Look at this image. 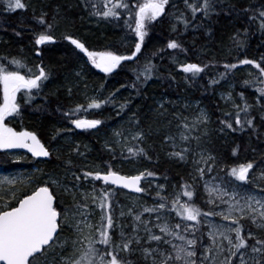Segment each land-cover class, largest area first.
I'll use <instances>...</instances> for the list:
<instances>
[{"label": "snow or ice", "instance_id": "6c2138e0", "mask_svg": "<svg viewBox=\"0 0 264 264\" xmlns=\"http://www.w3.org/2000/svg\"><path fill=\"white\" fill-rule=\"evenodd\" d=\"M86 7L93 11L89 12L91 16L103 17L104 19H120L124 13H127L132 19H126L125 25L134 33L136 42L134 51L130 55L117 54L112 50L94 51L86 47L80 39L73 37L71 34L64 36L79 53L87 57L84 65L91 64L92 67L99 69L101 72L108 74L121 65L122 61H130L137 57L142 51L145 37L148 35L150 27L154 22H162L164 16H168L170 30L177 31V24H182L184 30L193 28V30L204 29L205 34L211 32L209 23L212 22L213 16L217 18L223 13L226 16L253 11L252 7L237 8L236 3L232 0H183L185 7L191 12V20L188 19L184 12H168L166 6L175 9L176 5L171 4L170 0H97L92 3L91 0H81ZM101 3L103 7L101 8ZM4 10L12 12L17 9H25L27 5L22 0H0ZM70 7V6H69ZM59 8V6H57ZM122 10V11H121ZM200 13V16H197ZM59 13L53 15V21L57 20ZM48 13L43 9L40 15H33V19L39 25H47V29L38 34H34V44L36 46L51 42L54 40L53 35L48 30L53 28V23L47 19ZM250 21L259 19L260 29L264 32V7L258 14L248 17ZM134 19V27L132 20ZM199 23H193L194 21ZM172 21H175L173 23ZM248 28L244 29V33ZM17 36L21 32H16ZM240 30L232 35L237 49L244 46V41L240 39ZM167 49L187 51L178 39H169L166 44ZM37 56L41 55L37 51ZM156 53L154 52L153 55ZM7 60V57L0 58ZM264 61V56L261 57ZM175 63V60L173 61ZM14 68H9L6 64L0 62V89H2V102H0V149L23 148L27 149L33 157H49L50 150L41 143L37 135L31 131H16L13 127L8 126L6 118L13 114L20 115L22 105L17 100V93L24 90L22 97L25 105H31L36 96H39L44 88V82L49 80L52 71L49 68L36 65L38 72H33L24 58L12 57L9 60ZM238 65H252L259 69V76L264 77V67L254 59H239L236 63H225L223 65L225 72L220 73L223 79L227 72L237 69ZM208 65L198 63H180L179 68L185 74L186 80H192L199 76ZM151 61L148 60L141 72L137 74V81L140 76H144L141 83H146L151 79L153 69ZM20 69H25L22 73ZM135 71V69L133 70ZM83 67L74 70L75 77H81ZM249 75H253L249 73ZM174 80L175 77H172ZM257 77L253 76V80ZM253 81L245 80V85H251ZM264 83V81H259ZM219 80L212 79L209 84H218ZM135 86V85H134ZM121 87H124L121 85ZM33 90L35 92L33 93ZM260 94L257 103L264 108V87L256 88ZM69 95L72 88L68 87ZM53 95L55 93H52ZM243 105L235 103L231 93L222 96L223 99L231 101L235 112V126L232 123V114L225 113L226 119L220 121L222 127L220 132L225 130L236 132L245 131L246 128L252 130V134L257 133V125L250 114V109L254 106L249 104L244 93H239ZM47 101V96L44 97ZM115 101V94L109 95L103 99L99 97L87 98L88 109H100L102 105ZM130 101L125 100L119 104L117 115L123 111ZM174 103V102H173ZM160 108H163L161 103ZM35 111L44 110V105H38ZM59 111V107L57 108ZM84 110V105L77 104L74 109L64 111L66 118H71L76 112ZM167 112L156 110V115L163 117ZM243 113V116L241 115ZM173 116L179 118L177 113ZM136 114L133 113L131 120H135ZM261 122L264 123V113L260 116ZM187 117L182 122L184 131L180 133L181 141H189L200 137H190V132L194 127L200 124L206 126L210 121L209 115L201 110L194 124H188ZM76 129H97L104 121L101 119H70ZM171 123V121H169ZM63 129H57L52 139L55 140ZM71 131V129H67ZM151 125H149V134ZM114 135L121 137L122 132L116 131ZM145 132L138 130L132 135V139L138 142L145 140ZM127 140V137H124ZM164 140L172 142L173 151L168 153L170 157L178 160H185L189 148L183 147L176 151L177 144L174 137L165 135ZM119 143V141H117ZM105 147H109L106 143ZM233 148V155L237 154V149ZM111 151V149H109ZM131 157L143 155L151 159L143 147H126ZM75 153L77 156H84L79 150V145L70 148V155ZM195 156V154H194ZM59 155L57 159H59ZM115 159V157H113ZM127 159V158H126ZM106 170L99 166L95 170L85 166L81 167L79 172L73 170L74 165L71 158L64 160V168L60 172L46 173L42 169H36L35 173L22 178L4 177L0 179V264H137V261L131 259L133 255L139 254V259L143 264H216L217 256H224L221 264H264V238L258 233H264V195H255L249 191L245 185L252 184L256 186L255 178H250V171L254 169V161L239 163L238 165H220V171L224 175H217L211 180H204L205 176L212 173L218 164L217 157L206 149H201L199 159L194 160L201 180H204V192L206 193V203L210 206L207 211L195 202L194 195L196 192L195 184L183 183L180 187L183 189L182 195L187 200H181V192H176L172 197L170 204L168 197L161 195L159 190L164 189V185H157L156 197L159 203L153 207H145L144 211L148 213H162L164 210L175 212L180 217V222L170 226L167 220L161 215L157 220L164 222L156 224L162 235H157L149 227V221L142 220L140 214L132 213L129 208L128 214L133 215L132 232L126 234L123 226H120L119 238H113V231L118 227L113 215V204L111 201L115 195V189L111 186H117L120 189H128L135 193H145L147 189L141 186L142 179L153 177L155 172L148 169L140 171L136 175H121L114 170L110 162ZM261 178H264V169L260 172ZM195 181V177H193ZM95 181H102V187L97 193ZM218 181V182H217ZM92 183L91 192L79 191L82 183ZM23 185V189L18 188ZM35 185V186H33ZM71 185V187L69 186ZM58 191L71 195L72 204H64L61 208L55 202L60 199ZM261 193H264V187H261ZM5 196L8 200H5ZM227 197V199H225ZM89 202L100 209V219L97 224H93L90 216L94 209H90ZM219 202V203H217ZM223 205L224 207H221ZM220 210L217 211L216 209ZM125 213L121 211L120 216ZM219 216L223 222L216 223L210 220L211 217ZM248 219L251 224L258 230L253 232L249 230L247 235H242L244 225L242 220ZM106 221V223H105ZM194 222V223H186ZM141 224L143 229H141ZM206 224L208 227L207 236L210 241L203 244L202 238L197 237L196 233L201 231V225ZM88 229L90 234L84 235V230ZM94 230L95 234H91ZM143 231L147 235L144 240L138 233ZM182 233H191V238ZM234 234V236H233ZM167 237V238H165ZM178 240L181 243H174ZM253 240L254 243H249ZM151 242H156L157 247H151ZM203 248L200 258L197 259V246ZM225 242L227 247H225ZM78 243L81 245L77 247ZM163 243L169 245L171 251H165L159 245ZM97 245L104 246L103 248ZM135 245V247H134ZM149 245V246H145ZM71 247L72 251H68ZM123 253V255H121ZM235 258V259H234Z\"/></svg>", "mask_w": 264, "mask_h": 264}, {"label": "trees", "instance_id": "16d2710c", "mask_svg": "<svg viewBox=\"0 0 264 264\" xmlns=\"http://www.w3.org/2000/svg\"><path fill=\"white\" fill-rule=\"evenodd\" d=\"M22 2L27 7L12 12L5 11L4 6L0 4V58H8L0 59V62L9 68H14L15 66L11 65L9 60L12 57L24 58L33 72H38L35 66L42 62V66L51 69L52 75L44 82L42 93L35 97L30 106L23 103L24 91L17 95L22 110L20 115L13 114L7 117L6 123L16 131L26 130L35 133L41 143L50 150L51 155L42 160L25 156L20 162H11L9 157L0 154V166L3 170H31L35 167L46 173L60 172L64 168V160L68 158L73 161V170L77 172L85 166L93 170L99 166L102 170H106L105 162H110L114 170L122 175H134L148 169L156 175L143 179L142 187L147 191L139 196V208L134 211V214H141L153 198H158L154 190L148 189L150 185L149 182H145L146 179H152L156 186L159 182L164 185L161 195H167V197L174 191L181 192L182 195L183 189L180 186L183 183L193 184L187 164L168 155L173 148L169 141L164 140L165 135L171 136V127L176 123L177 119L173 113L186 112L183 105L186 107L187 101H197L210 117V132L203 144L208 152L217 157L218 169L220 165L231 166L246 160L255 162L251 172L264 168V123L260 119L264 108L257 103L261 98L256 91V88L264 87V83L259 82L264 81V77L259 76V69L252 65H238L237 69L227 72L223 79L219 75L225 72L223 67L225 63H236L237 60L244 58L254 59L264 67V61L261 60L264 56V32L260 29L259 19L250 21L248 18L258 14V11L264 7V0H232L238 9L250 5L253 11L241 13L239 16L236 14L226 16L223 13L218 18L213 16L212 22L209 23L211 32L207 34L204 29L193 30L190 27L184 30L182 24H177V31L173 32L170 30L168 16H164L162 22H154L150 27L141 53H138L133 60L122 63L110 74L102 73L91 64L85 66L87 57L79 53V50L65 40L64 36L71 34L84 42L90 50H112L117 54L130 55L134 51L136 38L125 25L126 19H132L127 13H124L123 18L106 20L103 17L89 15L93 9L86 7L81 0H22ZM91 2L95 3L97 0H91ZM135 2L136 0H132V3ZM170 3L176 5V8L166 6L168 12L175 11L177 15L179 12H184L191 20V12L185 7L183 0H170ZM41 9L48 13L49 23H53V28L48 31L53 35L54 40L53 43L46 42L36 46L34 34L47 29V25H39L33 19L34 14L40 15ZM57 12L59 13L57 20L53 21V15ZM197 16L199 17L200 13H197ZM172 22L175 23V21ZM193 23H199V21ZM132 24L134 27V19ZM245 28H248L246 34ZM237 29L241 33L240 39L244 41V46L239 49L231 39ZM16 32H21V35L17 36ZM173 38L178 39L187 51L167 49L168 40ZM38 50L41 53L39 56L36 54ZM154 52L155 55H153ZM148 60L155 68L151 79L141 83L144 76H140L137 81V74L143 70ZM180 63H198L208 67L199 76L189 81L185 79V76L190 74L180 70ZM81 67H83L81 77H75L74 70H79ZM20 71L23 73L25 69ZM253 76L257 79L253 80ZM172 77L175 79L173 80ZM212 79L219 80V83L210 85L209 81ZM245 80L253 82L251 85H245ZM68 87L72 88L71 95L67 92ZM241 92L244 93L247 102L254 106L250 109V114L257 125V133L252 134L250 128L236 132L225 130L222 133L219 131L222 127L220 121L226 119L225 113L232 114L231 119L235 126L236 112L232 102L223 99L222 96L231 93L235 103L242 106L243 101L239 97ZM92 93L101 99L107 97L109 93H114L115 101L102 105L100 109H88L85 98ZM45 96L47 101L44 99ZM125 100L130 102L117 115L120 111L119 104L124 103ZM0 102H2V89H0ZM158 103H163V108H157ZM77 104L84 105V110L76 112L71 118H66L63 115L64 111L74 109ZM38 105H44V110L35 111ZM164 109H167V112L163 117L156 115V110L164 111ZM133 113L136 114L135 120L130 119ZM241 115L243 116V113ZM76 118L101 119L104 123L98 127V130L76 131L70 122V119ZM121 123L123 125L119 128ZM133 125L145 132V140L143 142L133 140L126 147H143L151 159L143 155L131 157L126 147L118 150L110 143L113 129L119 130L125 127L132 129ZM149 125H151L150 134ZM57 129L64 131H61L53 140L52 137ZM68 136H71L70 143H65L64 139ZM106 143L109 145L107 148ZM76 145H79L81 152L83 146L89 147L85 158L93 161L91 164L84 162L82 156H77L75 153L70 155V148ZM237 146H239L237 154L233 155L232 150ZM54 148L57 149L56 153L53 152ZM58 155L59 159H57ZM85 183H82L81 189H86ZM94 183L99 193L104 184L99 181ZM197 189L195 196L198 191L200 192V189L198 191ZM115 190L111 203L116 219L117 210L120 206H124V198L128 195ZM58 196L60 199L55 203L59 207L62 208L64 204L71 206V195L58 191ZM185 199L187 200V197ZM170 202L168 198V203ZM91 205L89 202V207ZM132 223L131 218L121 217L119 225L123 226L126 234H129ZM241 223L244 225L242 235L246 236L249 230L258 231L246 219ZM202 231L201 228L198 237L202 238ZM119 232V229L113 231L114 240L119 238ZM258 234L264 238V233ZM202 241L206 242L204 239ZM249 243L254 241L250 240ZM97 247L104 246L97 245ZM130 258L137 261V264H142L137 256L136 259L133 256Z\"/></svg>", "mask_w": 264, "mask_h": 264}, {"label": "rangeland", "instance_id": "374dc122", "mask_svg": "<svg viewBox=\"0 0 264 264\" xmlns=\"http://www.w3.org/2000/svg\"><path fill=\"white\" fill-rule=\"evenodd\" d=\"M223 96H227V95H223ZM91 97H97V96L95 95V93H92L90 95L88 94L87 97L85 98V100L87 101V98H91ZM160 105L161 104L158 103L157 104V108H160ZM183 106H184L186 112L181 111V113L180 112L177 113L179 115V118H176L177 119L176 123L171 127V136L174 137V139H175V142L177 144V147H176L177 151H180L181 148H183V147H187V148L190 149V151L186 154V159L183 160V162L187 164V167L190 170L189 174L191 176V180L193 181L192 183L195 184L196 188L200 189V192L197 189L198 193H197V196H195L196 195V193H195L194 200H195V202L197 204H199L202 207L203 210L207 211L210 206L205 202L206 199H207V196H206V193L204 192V180H211L212 177L217 176V175H221L222 176V175H224V173L220 171V168L218 169L217 167H215L212 173H209V174H207L205 176L204 180L200 179L198 173L196 172V168L200 167L202 165H197L196 163H194V160H198L199 159V153H200L202 148L206 149V147H205V145L203 143L206 142V137L209 135V132H210L209 123L206 126L207 134H205V125H203V124H200L199 126L194 127L191 130L190 137H200L199 141H197L196 139H191V138H190L189 141H186V142L185 141H181L180 133L182 131H184V129L182 128V122L184 121L185 117H187V121L186 122L188 124H194L197 114L201 110L205 111L206 113H207V111L203 107H201L198 104L197 101H187L186 107H185V105H183ZM122 122L124 123V121H122ZM123 123L119 124V128L122 127ZM138 130H139V128L137 126H135V125H133L132 129L130 127H128V128L125 127V128L119 129V130L118 129H113L111 131L112 136H111L110 143L112 144L113 148L118 149V150H122L123 148L128 146V144L131 141H133L132 135ZM116 131L122 132L123 135L121 137L115 136L114 132H116ZM70 137L71 136H68L67 139L65 138L64 142L65 143H68V142L70 143V141H69ZM124 137H127V140H125ZM117 141H119V143ZM169 143L172 145L171 141H169ZM88 149H89V147H87L86 145H85V147L83 146V151L82 152L84 153V156H82V157H84L83 158L84 162H87V163L91 164L93 161H90V159L85 158L87 153H88V151H89ZM53 152L56 153L57 149L54 148ZM194 154H195V156H194ZM6 156L9 157L8 159H10L11 162H20L25 157V154L19 153V152H12V153H8ZM247 162H249V160L236 162L233 165H238L239 163H247ZM262 169H264V168H258V169H255L252 172L250 171V178H255L256 181H257L256 186H254L252 184H248V185L244 186L249 191H251L253 194H255L257 196L264 195V193H261V187H264V178H261V176H260V172H261ZM35 170H36V168L32 167L31 170L15 169V170H10V171H5L0 166V179H2L4 177H9V178L15 177V178L19 179V178L25 177L27 175L34 174ZM141 171H143V170H141ZM138 173H136V174H138ZM35 174L37 175V173H35ZM136 174H134V175H136ZM193 177H195V181L193 180ZM145 182H149L150 186L148 187V189L149 190H154V194H155L156 191L158 190L157 186H156V183H153L152 179H146ZM157 185H162V184L159 182V183H157ZM33 186H35V185H33ZM84 186L86 187V189H81L80 188L79 191H87V192L90 193L91 190H92V183L86 182ZM17 187L20 188V189H23L24 186L23 185H18ZM159 191L161 192V194L163 193L162 189L159 190ZM176 192H178V191H174L173 193H170L168 195V198L170 199V201H171L172 197L175 195ZM225 199H227V197H225ZM5 200L6 201L8 200L7 196H5ZM181 200L184 201L186 199H185V197H182V195H181ZM124 201H125L124 206H120L119 209L117 210V218L115 220L117 222L118 227L115 230H118V229L120 230V225L119 224H120V218H121V216H120L121 211H123L125 213V215L123 217L131 218V222H133L134 211L135 210L137 211L138 208H139V201H140L139 197H135V196H130L129 195V196L124 198ZM157 203H159V199L158 198H153L149 202L148 206H146V207H153L154 204H157ZM217 203H219V202H217ZM0 206H2V205H0ZM221 207H224V206L221 205ZM129 208L132 209L133 215H129L128 214ZM90 209H94L93 214L90 216V220H91V222L93 224H97L99 222V219H100V209L97 208V207H94L93 205L90 206ZM216 210L219 211L220 209L217 208ZM140 215H141L142 220L149 221V227H151L152 231L155 234H157V235H162V233H160L159 228L155 227V225L164 222L163 220H157V216L158 215H161L164 218V220H167L169 222L170 226H173L175 223L180 222V220H181L180 217H177L175 215V212H168L167 210H164L162 213H156V212L148 213V212H145L144 209H143V211H142V213ZM210 220H212L213 222H216V223L223 222L219 216L211 217ZM246 220H248V219H246ZM105 223H106V221H105ZM186 223H194V222H186ZM201 228L203 229V231H202L203 232L202 233V235H203L202 239L206 240V242H203V244L210 243V241L208 239V236L206 234L207 231H208L207 225L206 224H202ZM141 229H143V225L142 224H141ZM131 232H132V227H131V230H130L129 234H131ZM83 234L84 235H88V234H90V232H89L88 229H85ZM91 234H95L94 230H92ZM182 234L188 235L191 238V233H182ZM138 235H140L144 240L147 239L146 233H144L142 230L138 233ZM196 236L198 237V232L196 233ZM233 236H234V234H233ZM165 238H167V237H165ZM173 242L177 243V244L181 243L178 240H174ZM79 246H81V245L78 243L77 247H79ZM145 246H149V245H145ZM150 246L151 247H157V244H156V242H151ZM134 247H135V245H134ZM159 247L164 249L165 251H169V252L171 251V248H170L169 245L161 243L159 245ZM225 247H227V243L226 242H225ZM196 250H197V259H199L200 258V254L203 252V248L199 246V242H198V246H197ZM68 251L69 252L72 251L71 247H69ZM136 256H137V258H139V254L133 255V258L136 259ZM223 259H224V256H222V255L221 256H217L216 264H221V261ZM140 261L143 264V261L142 260H140Z\"/></svg>", "mask_w": 264, "mask_h": 264}, {"label": "water", "instance_id": "95a60500", "mask_svg": "<svg viewBox=\"0 0 264 264\" xmlns=\"http://www.w3.org/2000/svg\"><path fill=\"white\" fill-rule=\"evenodd\" d=\"M51 43H53V42H51ZM74 126V125H73ZM75 127V126H74ZM77 130H80V131H84V130H96V129H77ZM12 151H19V152H25V153H27L29 156H32V154L30 153V152H28L27 151V149H23V148H13V149H0V153H2V152H12ZM33 157V156H32ZM38 159H43V158H45V157H37ZM122 175V174H121ZM100 182H102V181H100ZM103 183V182H102ZM109 186H111V185H109ZM141 186H142V181H141ZM111 187H113V188H116V189H119V190H122L123 192H125V193H128V194H131V195H136V196H138V195H140L141 193H135V192H133V191H131V190H128V189H120V188H118L117 186H111Z\"/></svg>", "mask_w": 264, "mask_h": 264}, {"label": "flooded vegetation", "instance_id": "af4514ba", "mask_svg": "<svg viewBox=\"0 0 264 264\" xmlns=\"http://www.w3.org/2000/svg\"><path fill=\"white\" fill-rule=\"evenodd\" d=\"M103 73V72H102ZM8 153H4V155H7Z\"/></svg>", "mask_w": 264, "mask_h": 264}]
</instances>
